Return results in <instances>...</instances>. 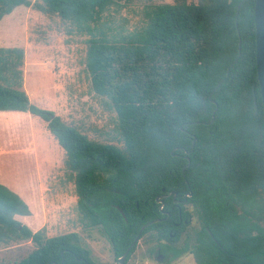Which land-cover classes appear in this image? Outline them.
<instances>
[{"label": "trees", "instance_id": "1", "mask_svg": "<svg viewBox=\"0 0 264 264\" xmlns=\"http://www.w3.org/2000/svg\"><path fill=\"white\" fill-rule=\"evenodd\" d=\"M114 5L117 0H0V20L25 6L58 16L68 34L88 35L84 63L91 90L115 112L123 148L91 140L31 102L22 88L19 46H0V111H27L44 122L64 151L79 221L101 226L116 263L129 249L126 264L149 236L167 262L188 253L195 264H264L255 0L154 4L134 31L107 25ZM185 192L191 194L179 216L172 199ZM30 213L0 182V242L35 245L8 264H96L78 233L47 237L45 227L32 231L16 218ZM191 214L200 223L195 240L174 248Z\"/></svg>", "mask_w": 264, "mask_h": 264}, {"label": "rangeland", "instance_id": "2", "mask_svg": "<svg viewBox=\"0 0 264 264\" xmlns=\"http://www.w3.org/2000/svg\"><path fill=\"white\" fill-rule=\"evenodd\" d=\"M179 1L198 3L206 0H117L118 5L106 12L107 25L123 31L138 30L146 23V13L152 5ZM87 38L86 34H68L67 24L58 16L45 15L30 7L19 6L0 20V46H19L24 50L22 88L29 100L52 110L89 139L123 148L115 112L109 110L105 100L91 90L84 63ZM17 114L15 111H0V147H6L8 143L6 149L10 150V154L0 155V182L17 192L31 212L28 216L16 218L32 231L45 227L47 237L76 232L82 246L90 250L93 262L116 264L101 226L86 227L79 221L77 197L65 169L64 151L44 122L32 116L35 124L26 123L24 127L31 134H39L40 139L45 136L48 153L45 158L41 153L36 154L38 151L32 147V140L23 137L24 132L12 133L10 139L4 137L5 131L12 127L7 118ZM199 227V221L193 216L178 241L172 243L173 247L181 248L185 243L190 246ZM148 237L138 241L126 264H195L188 253H181L168 262L157 260L154 252L157 243ZM34 247L31 240L0 242V264L20 259Z\"/></svg>", "mask_w": 264, "mask_h": 264}, {"label": "water", "instance_id": "3", "mask_svg": "<svg viewBox=\"0 0 264 264\" xmlns=\"http://www.w3.org/2000/svg\"><path fill=\"white\" fill-rule=\"evenodd\" d=\"M239 8V7H238ZM254 23H255V59H256V75L257 81L259 84L260 90V98L262 103V110H263V118H264V0H255L254 6ZM240 55V37L238 42V56ZM253 102H254V113L258 112V104L256 102V97L253 95ZM214 118V113L212 114V118L210 122ZM162 203V200H159ZM158 219H154L153 221H149L145 223L140 231L146 227L151 222H155ZM140 233V232H139ZM139 234L135 241H137ZM129 249H127L128 251ZM123 253L120 257H118V261L116 264H123L125 254ZM157 260H160V256L156 257Z\"/></svg>", "mask_w": 264, "mask_h": 264}, {"label": "crops", "instance_id": "4", "mask_svg": "<svg viewBox=\"0 0 264 264\" xmlns=\"http://www.w3.org/2000/svg\"><path fill=\"white\" fill-rule=\"evenodd\" d=\"M15 112H17L18 114L17 115H13V117H9V118H7V120L9 121V122H11V125H12V127H11V130L10 131H5L6 132V135H4V137L6 138V139H10L11 137H13L11 134L12 133H15V132H19L20 133V131H22V132H24V134H22V133H20V134H22V135H24L23 137L25 138V139H31L32 140V143H31V145H32V147H34V149H35V151H38L36 154H42L43 155V157L45 158L46 156H48V153H47V150H46V148H47V145H46V142H45V140H46V138H45V136H43V138H39L40 137V135L38 134L37 136H36V133H33V134H31V133H29V131H27L26 130V128L24 127V125H26V123H32V125L33 124H35V122H33V115H31L29 112H27V111H15ZM6 117H8V116H6ZM24 127V129H21L20 127ZM39 126V125H38ZM1 132H2V128H0V134H1ZM8 134V135H7ZM39 136V137H38ZM19 137H21V135L19 136ZM9 146V144L7 143V146L6 147H0V155H7V154H10V150L9 149H6L7 147ZM42 157V158H43ZM4 181V180H3ZM2 181V182H3ZM6 184H7V182H5ZM8 185V184H7ZM6 185V186H7ZM9 186H11V187H13L14 189H17V190H19L20 188L19 187H16L15 188V186H12V185H10L9 184ZM11 189V188H10ZM16 190V191H17ZM14 191V190H13ZM17 193V192H16ZM18 194V193H17ZM27 197V196H26ZM28 198V197H27ZM29 199V198H28Z\"/></svg>", "mask_w": 264, "mask_h": 264}, {"label": "flooded vegetation", "instance_id": "5", "mask_svg": "<svg viewBox=\"0 0 264 264\" xmlns=\"http://www.w3.org/2000/svg\"><path fill=\"white\" fill-rule=\"evenodd\" d=\"M184 152H187V150H184ZM181 156L184 157V158H188L185 154L181 155ZM190 194H191L190 192H185L183 199H176L175 198L176 193H174V196H173L172 200H173V203H174L175 207H177V209H178L179 216H180V212H181L180 204L185 205L186 204V197L189 196ZM159 200H162V198H159ZM166 213L169 215L168 212H166ZM192 217H193L192 214L189 215V222L191 221ZM183 221L187 222V220H183ZM154 252L156 254V257L160 256V261H166V256L161 252L160 248L156 247Z\"/></svg>", "mask_w": 264, "mask_h": 264}]
</instances>
